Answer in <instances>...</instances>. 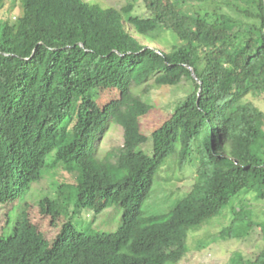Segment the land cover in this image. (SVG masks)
Returning a JSON list of instances; mask_svg holds the SVG:
<instances>
[{
    "label": "trees",
    "instance_id": "16d2710c",
    "mask_svg": "<svg viewBox=\"0 0 264 264\" xmlns=\"http://www.w3.org/2000/svg\"><path fill=\"white\" fill-rule=\"evenodd\" d=\"M141 1L145 15L131 3L0 0V202L62 167L77 173L81 198L124 211L115 233L66 224L52 243L24 214L0 238V264H178L189 233L227 207L223 236L245 239L256 226L248 196L264 200V112L249 98L264 97V0ZM184 80L194 89L148 136L146 94ZM106 92L117 96L99 103ZM115 125L123 147L101 157ZM148 141L150 155L138 150ZM172 156L192 166L193 189L166 212H144ZM56 204L45 198L41 210Z\"/></svg>",
    "mask_w": 264,
    "mask_h": 264
},
{
    "label": "rangeland",
    "instance_id": "374dc122",
    "mask_svg": "<svg viewBox=\"0 0 264 264\" xmlns=\"http://www.w3.org/2000/svg\"><path fill=\"white\" fill-rule=\"evenodd\" d=\"M85 1L117 9L131 3L135 5L134 15H145L146 12L141 0ZM228 11L235 13L229 9ZM18 15L17 10L14 12V17ZM146 88L144 86L135 91L142 92ZM193 89V83L187 80L169 88L168 91L153 86L146 94L150 97L154 109L142 120L145 133L150 136L152 130L169 119L175 104L184 100L187 92ZM116 96L115 92H106L99 103L102 104ZM249 101L264 112V97L251 96ZM123 143V129L115 125L104 137V141L100 142L99 155L103 157L104 152L118 151L123 147ZM138 150L150 155L152 142L148 141ZM53 162V156H49L48 167ZM47 172L41 182L25 189L17 200L0 202V238L11 236L25 213L50 242L54 240L64 223L72 224L80 232L110 234L118 231L124 213L120 205L104 207L103 201L97 195L95 199L89 196L81 198L74 192L77 173L71 175L62 167L52 168ZM193 177L192 166L189 164L180 166L176 156L170 157L159 169L153 190L143 202V211L166 212L173 208L179 199L184 198L193 189ZM45 198L57 202L53 212L42 213L40 203ZM248 199V209L251 210L252 221L256 224L249 236L238 240L222 235V232L231 226L233 220L230 207H227L220 216L210 220L208 225H203L189 233L187 253L178 264H230L240 257L251 261H256L258 258L264 264V200H257L253 195H249ZM229 206H234V201L230 202Z\"/></svg>",
    "mask_w": 264,
    "mask_h": 264
},
{
    "label": "clouds",
    "instance_id": "9594fccd",
    "mask_svg": "<svg viewBox=\"0 0 264 264\" xmlns=\"http://www.w3.org/2000/svg\"><path fill=\"white\" fill-rule=\"evenodd\" d=\"M40 182H41V181H40ZM51 200H52V199H51ZM52 201H53V200H52ZM56 203H57V202H56ZM40 207H41V206H40ZM42 213H44V212L42 211ZM25 214H27V213H25ZM27 215H28V214H27ZM23 216H24V215H23ZM23 216H22V217H23ZM21 219H22V218H21ZM29 220H30V219H29ZM30 221H31V220H30ZM31 223H32V222H31ZM32 224H33V223H32ZM66 224H70V223H64V224L62 225L61 228L63 229V226L66 225ZM33 225L36 226L35 224H33ZM70 225H72V224H70ZM17 226H18V225H17ZM72 226H73V225H72ZM36 227H37V226H36ZM73 227H74V226H73ZM74 228H75V227H74ZM62 229H61V230H62ZM38 230H39V229H38ZM61 230L59 231V233L61 232ZM39 232H40V231H39ZM79 232H80V231H79ZM41 233H42V232H41ZM59 233L56 235V237L59 235ZM13 234H14V233H13ZM13 234H12V235H13ZM42 234H43V233H42ZM43 235H44V234H43ZM44 236H45V235H44ZM56 237L54 238V240L56 239ZM45 238H46V237H45ZM54 240H53V241H54ZM48 241H49V240H48ZM53 241H51V242L49 241V242L52 243Z\"/></svg>",
    "mask_w": 264,
    "mask_h": 264
},
{
    "label": "water",
    "instance_id": "95a60500",
    "mask_svg": "<svg viewBox=\"0 0 264 264\" xmlns=\"http://www.w3.org/2000/svg\"><path fill=\"white\" fill-rule=\"evenodd\" d=\"M190 69V71L192 72V77L194 78V79H196L197 80V76L195 75V73H194V71L191 69V68H189ZM200 83V82H199ZM201 84V83H200Z\"/></svg>",
    "mask_w": 264,
    "mask_h": 264
}]
</instances>
